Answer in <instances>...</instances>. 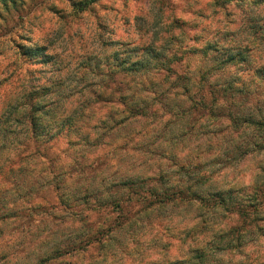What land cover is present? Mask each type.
<instances>
[{
	"label": "rangeland",
	"instance_id": "374dc122",
	"mask_svg": "<svg viewBox=\"0 0 264 264\" xmlns=\"http://www.w3.org/2000/svg\"><path fill=\"white\" fill-rule=\"evenodd\" d=\"M74 1L80 0H18L0 10V264L44 255L68 232L65 222L79 217L77 209L91 212L94 198L65 207L63 193L81 198L88 188L106 189L143 171L161 173L162 185L184 187L187 162H200L201 173L211 175L206 186L237 193L249 191L264 165V150L257 151L263 134L245 122L264 119V0L223 6L214 0H94L79 13ZM150 45L165 52L147 76L127 87L119 75L117 90L102 86L114 64L129 54L132 61L148 58ZM189 71H214L211 81L233 79L238 91L220 93L217 101L208 95L206 103L184 102ZM95 88L105 90L104 100L93 101ZM196 89L189 95L197 101ZM126 92L140 97L147 107L142 114L124 112L120 95ZM44 101L51 105L49 116L40 113L48 128L35 142L28 110ZM68 116L73 125L64 128ZM189 214L181 205L144 216L130 231L116 232L111 246L89 247L85 261L147 264L161 257L164 243L168 257H179ZM98 217L107 215L92 219ZM128 242L136 247L131 256L123 250ZM263 251V244L247 247V253Z\"/></svg>",
	"mask_w": 264,
	"mask_h": 264
},
{
	"label": "trees",
	"instance_id": "16d2710c",
	"mask_svg": "<svg viewBox=\"0 0 264 264\" xmlns=\"http://www.w3.org/2000/svg\"><path fill=\"white\" fill-rule=\"evenodd\" d=\"M235 1L247 0H214L215 4L220 6L229 5ZM90 2L94 0L74 1V13L84 11ZM17 3L18 0H0V10L1 7L4 10H10V6L13 7ZM2 14L0 12V15ZM144 50L148 58L143 57L132 61V56L129 54L128 57L121 59L118 65L114 64L113 71L105 74L110 81L102 79L100 81L102 86L106 89L110 87L112 90H117L122 82L117 79L119 75H124L128 79L123 80L127 87L130 81L137 83L141 75L147 76L152 61L159 60L161 54L165 52V47L150 45ZM26 54H29V50ZM229 58L232 60L236 56L231 53ZM156 65L163 66L164 63H156ZM213 72L194 71L192 74L189 71V74H184L183 86L187 100L184 102L206 103L208 95L211 96V100L217 101L218 99L215 98L220 93L225 95L230 91H238L233 79L229 81V78L224 77L218 81H211ZM176 79L183 80V77L177 75ZM139 83L141 86L144 85L142 82ZM110 85H113L114 89ZM205 85L208 86L204 87ZM196 86L198 87L196 93L199 96L197 101L189 95L193 88H197ZM92 93L93 101L97 102L106 98L105 90L102 91L101 88H95ZM29 96L28 100L32 102L33 94ZM120 98V102L125 106L124 112L134 117L142 114L141 110L147 109L136 92L135 94L121 93ZM46 106L51 105L44 101L42 105L32 104L28 110V117H30L28 131L32 141H38L42 132L48 128L41 117V115L51 114V108ZM211 107L214 110V103ZM84 110L85 107L79 109L81 113ZM68 117L62 121L64 128L67 125H73L74 118L71 120ZM245 122L248 127L257 129L260 134H263L261 137H264V119L249 118ZM250 144L251 146L254 144L255 149L257 144ZM260 146L261 149L257 150L258 154L264 150V146ZM202 170L203 166L200 162L196 165L184 163L182 172L187 178L184 180V187L162 185L160 184L161 173L157 177V174L145 175L143 171V173L135 172L106 189L104 187L88 188L81 198L63 193L62 205L65 207H70L71 204L72 208L73 206L75 208L77 203H84L83 200H88L89 197L94 198L91 212L82 211L81 213L77 209L75 213L79 217L65 222L68 232L54 241L57 245L44 255L39 254L36 257L30 255L27 261L18 264H89L85 261V256L92 245L98 243L103 244L102 246H111L113 242L118 241L116 232H128L138 225L144 216L151 215L153 212L165 213L181 205L190 211L188 223L184 226L183 253L179 257H168V246L164 243L160 246L162 248L161 257L149 260L147 264H264V251L257 255L247 253V247L256 244L264 245V165L256 172L253 184L250 188L248 187L249 191L242 190L237 193L233 189L206 186L211 175L201 173ZM148 180L155 185L146 184ZM178 181L180 182V179ZM88 202L85 201V203ZM116 211L118 218L114 219L112 213ZM94 213L105 214L107 217L92 219ZM126 243L123 250L127 251L126 255L131 256L132 250L136 247H132L130 242L127 245ZM154 243L157 244V242ZM233 253L239 256L234 258Z\"/></svg>",
	"mask_w": 264,
	"mask_h": 264
}]
</instances>
